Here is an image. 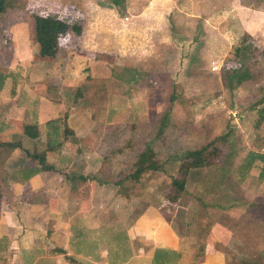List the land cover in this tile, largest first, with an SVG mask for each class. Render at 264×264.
<instances>
[{
	"label": "rangeland",
	"instance_id": "1",
	"mask_svg": "<svg viewBox=\"0 0 264 264\" xmlns=\"http://www.w3.org/2000/svg\"><path fill=\"white\" fill-rule=\"evenodd\" d=\"M7 1L0 13V142H20L15 149L22 145L30 152L33 147L45 150L50 142L54 148L47 153L49 161L57 162V157L60 168L72 165L86 174L72 181L70 192L65 186L60 202L68 217L83 216L78 225L90 235L87 247L106 245L108 239L110 251L127 248L134 220L149 209L173 220L165 222L175 234L193 231L203 241L217 216L228 217L233 200L243 204L240 200L251 194L254 208L248 202L235 210L249 209L255 215L258 211L260 219L238 222L244 234L252 222L253 239L258 241L256 226L264 227V177L259 175L264 162L257 159L245 177L238 169L249 152L264 154V31L260 30L264 22H254L259 28L256 36L247 35L244 27L233 32L237 22L230 19L228 8L223 9L228 5L225 0L216 3L214 12L200 10L198 0ZM236 1L244 13L248 3H261ZM39 10L62 15L69 23L54 57L38 54L32 14ZM22 34L26 50L13 39ZM241 36L249 48L235 53ZM19 50H28L29 57H17ZM32 60L37 61L39 73L33 81L31 74L27 77L35 67ZM236 66L247 73L241 82H236L239 76L227 73ZM15 72L25 76L16 79ZM80 86L86 88L77 103ZM18 90L23 92L21 98L45 95L53 104L48 115L39 120L29 106L24 115L7 117V104L20 100ZM53 116L56 119L46 121ZM38 121L39 140L25 141L21 124ZM226 133V139L216 143L221 154L215 164L193 167L179 200L168 202L178 159ZM147 145L159 162L168 156L178 159L166 161L164 171H146L133 179L128 175ZM59 149L65 154L56 155ZM7 158L0 163L3 181L10 169ZM34 168L17 169V178L24 173L23 179L31 177L38 172ZM3 181L0 192L7 190ZM193 234L191 242L196 240ZM238 244L236 237L228 249L239 256ZM123 248L116 259L127 256Z\"/></svg>",
	"mask_w": 264,
	"mask_h": 264
},
{
	"label": "crops",
	"instance_id": "2",
	"mask_svg": "<svg viewBox=\"0 0 264 264\" xmlns=\"http://www.w3.org/2000/svg\"><path fill=\"white\" fill-rule=\"evenodd\" d=\"M219 1L221 2V0H198L197 6L200 10L204 8L214 12L217 10L215 5L216 3L218 5ZM225 1L228 5L223 9L228 8L231 11L229 13L231 14L230 19L234 20L232 22H237L235 28L231 30L236 32L238 27H244L247 35L256 36L258 34L256 29L259 28H256L258 26L254 22H264V0H260L261 3L257 6L253 5V3H248L245 6L246 8L248 7L245 13L236 0ZM249 8H251V11ZM218 10L220 9L218 8ZM38 12L42 13L44 10H39ZM208 18H210L209 15ZM260 30L264 31V27H261ZM261 38H264L262 32ZM13 39L17 45L21 43L22 48L24 50L27 49L24 48L23 34ZM22 50H19L20 53L16 54L17 57L27 59L28 55H30L29 51ZM33 66L35 67L27 72V77L31 74V81L39 75L38 71L36 72L37 61H34ZM46 73L45 75L49 76L47 71ZM24 76L25 72H15L14 77L17 79ZM18 91L21 92V90ZM22 93L16 95L20 98L17 104H7L5 108L7 117L18 118L20 115H24L22 111L29 106L34 112V117L39 120L41 117H46V114L48 115L50 105L53 104L46 100L45 95L40 96L37 93L35 97L31 96L33 98H21ZM28 99L31 100L26 104L25 102ZM21 100H25V102L22 103ZM19 107H21V110ZM53 119L56 118L54 116L48 117L46 121L50 122ZM26 124L30 123L24 122L21 124L22 132L23 126ZM33 124L38 125L39 121ZM22 137H26L25 141H34L25 135L24 132ZM22 148L27 150L26 147L21 145L20 150L14 149L7 156L8 162L5 163L10 169L5 172L6 176L4 177L6 180L3 181L0 177V187L1 181H3L6 185L5 188H7V190L0 192L2 194L0 200V264H264V237L259 238L264 234L263 225L259 227L262 229L261 232L256 226L257 242H254L255 239H253L252 222L247 225L246 234L243 231H239L240 228L238 226V222L243 218L247 220H250L249 218H254L253 220L255 218L260 219L261 217L257 216L258 211H255V215L249 209L240 212L235 210V207H244L248 202H252L250 206L252 207L253 205L254 208L253 194L247 195L245 199L240 200L241 202L245 201L246 204H237L233 200L232 203L235 204H231L233 210L229 211L228 217L226 215V217L222 218L220 215L217 216L212 226L204 232L203 241H200V235H194L193 231L178 233L179 235L175 234L172 230L173 226L171 225V228L165 222V220H169V222L173 220L159 214L158 211L156 213V211L149 209L134 220L132 229L127 233L129 236L127 248L120 247L121 249H126L125 251L128 253L126 257H121V260L116 259L121 249L115 247V249L110 251L108 239L106 240V245L102 243L95 249L87 247L88 241L86 237L90 235L86 234L78 225L80 222L78 220L80 218L83 220V216L78 214L77 216L79 217L74 219L68 217V215L63 213L66 210L65 205L61 208L60 202L63 195H65V186H68V191L70 192L71 187H73L72 181L79 179L83 172L73 170V166H67V164L60 168L61 159L56 157L55 160L57 162H51L48 159V155L47 161L54 164L55 170L38 171L27 179H23V176L19 179L15 173L17 169L21 167L25 169L27 167L31 168L34 165L30 158L27 160L23 158L24 150ZM27 151L30 152L29 149ZM58 151L60 152L56 153V155L66 152L63 149ZM68 157L71 158V156ZM84 175L86 176L85 173H83ZM72 191H75V187ZM57 204L60 205L58 206ZM85 215L88 216L90 214ZM222 219L224 222L220 221ZM175 226L179 227L178 224H175ZM124 233L126 232L124 231ZM192 234L196 236V240H192L193 242H191ZM120 235L116 236V238H119ZM236 237L239 239V244L236 245V249L240 253L239 256L232 252L234 249H228L229 243ZM116 238V243L121 242V240L116 241ZM90 239L92 238L90 237ZM122 241L125 244L126 239L124 236ZM195 242H198V244H195ZM170 252H173V255ZM167 260L169 262H166Z\"/></svg>",
	"mask_w": 264,
	"mask_h": 264
},
{
	"label": "trees",
	"instance_id": "3",
	"mask_svg": "<svg viewBox=\"0 0 264 264\" xmlns=\"http://www.w3.org/2000/svg\"><path fill=\"white\" fill-rule=\"evenodd\" d=\"M116 1V0H115ZM114 1V2H115ZM7 0H0V13L5 10L7 6ZM33 33L36 44L38 45V54L42 57H54L59 49V43L61 41L62 35L67 32L69 29V23L62 19V15L51 12H33ZM249 46L246 44L245 36H241L239 44L236 45L233 49L235 53H239L242 50H248ZM240 66L231 67L227 70L229 74H235L239 76L236 82H241L247 73H240L238 70ZM236 72V73H233ZM238 73V74H237ZM86 86H80L77 93L75 94V102L79 103L83 99L82 89H85ZM65 123V122H64ZM65 126L67 127L66 123ZM65 130L68 131L66 128ZM69 131H71L69 129ZM23 132L25 135L31 139L38 141L40 137V130L37 124H26L23 126ZM228 133L216 136L211 140L205 142V144L200 145L197 148L187 150L184 152L182 158L178 159V156H168L164 162H159L155 158V153L150 146L140 152L138 159L136 160L134 166L135 169L133 172L128 175L133 179H138L142 173L146 171H164L163 167L166 161H171L175 158L180 160L178 162L177 176H172L170 179V194H167V201L170 203H175L179 200L181 194L185 190L186 180L189 174V171L195 166L202 167H211L215 164L216 160L220 157L221 150L218 147L217 141L225 140ZM16 147H20L19 143L10 142V141H1L0 142V163L1 159L7 157ZM54 148V145L48 142L46 149L38 151L34 149L30 153L27 150H24V155L29 156L33 160V167L36 171H52L55 170L54 164L47 161V153H49ZM263 160V153L249 152L246 156V159L243 163L240 164L238 172L242 177H245L251 168L255 165L256 160ZM25 177L26 174H23ZM261 177H264V164L260 170ZM83 176H79L82 178ZM2 194L0 193V200Z\"/></svg>",
	"mask_w": 264,
	"mask_h": 264
},
{
	"label": "built area",
	"instance_id": "4",
	"mask_svg": "<svg viewBox=\"0 0 264 264\" xmlns=\"http://www.w3.org/2000/svg\"><path fill=\"white\" fill-rule=\"evenodd\" d=\"M217 68V66H215V65H212V69H216Z\"/></svg>",
	"mask_w": 264,
	"mask_h": 264
}]
</instances>
